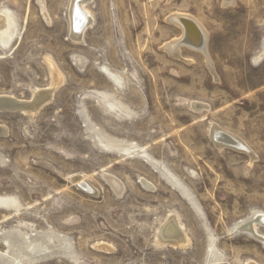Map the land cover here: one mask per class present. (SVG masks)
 Listing matches in <instances>:
<instances>
[{"label": "rangeland", "instance_id": "374dc122", "mask_svg": "<svg viewBox=\"0 0 264 264\" xmlns=\"http://www.w3.org/2000/svg\"><path fill=\"white\" fill-rule=\"evenodd\" d=\"M222 1L91 0L76 41L71 0H0L18 25L0 95L59 81L37 113L0 111V264H264V0ZM176 13L206 28L215 73L163 48L183 35ZM171 217L187 244L162 241Z\"/></svg>", "mask_w": 264, "mask_h": 264}, {"label": "bare ground", "instance_id": "6f19581e", "mask_svg": "<svg viewBox=\"0 0 264 264\" xmlns=\"http://www.w3.org/2000/svg\"><path fill=\"white\" fill-rule=\"evenodd\" d=\"M90 1L91 0H71L70 2V7H69L70 8V11H69L70 25H71V30H70L71 35L70 36H72V38L76 41L83 40V36L85 34L86 29L93 23L92 22L93 15L89 11V9L86 7V4ZM223 1L222 2L225 6L233 5L236 3V0H223ZM42 10H43V13H45L44 15H46L45 17L49 19L44 2H42ZM168 19H169V22L171 21L172 23L177 24L183 29V35L179 38H175L171 40L163 48L173 56H180L182 47L184 46L191 47L194 50L201 52L206 57L210 69L212 70L213 73H215L214 72L215 70L213 68V63H212L213 61L211 60L212 58H210L209 51H208V39H209L208 32L206 28L201 24V22L198 21L192 15L183 14V13H176V14L170 15ZM17 28H18V25H17L15 16L9 10H2L0 12V45L8 46L10 41L15 37L17 33ZM248 44L249 43H247V45ZM262 58H264V46H263V50L256 57V60H260ZM80 60H82V58ZM52 69H53L52 72H54L55 75H57V71L55 70L54 65H52ZM110 76L116 79V77L112 76V74H110ZM58 79H59V76H58ZM58 82H59L58 80H55L54 84L52 85L50 89H42L38 91L35 98L30 102H23L13 96L0 95V109H1L0 111L2 110L18 111L17 109L19 110L21 109L27 112L29 111L32 113H37L40 110V108L43 107L44 104L49 101V99L51 98L52 92L56 88ZM193 106L197 109H201L203 105L201 106L200 104L194 102ZM5 131L6 130L4 127H0V132H5ZM211 135H212V138L217 142V144L220 147L228 145L229 147H233L238 150L248 151L251 154V156H253L254 154V152H252V150L249 148V146L246 144L244 140H242L240 137L236 136L235 134H232L228 131L223 130L219 126H216V125L214 126V128L212 129ZM73 181L74 182L76 181L79 185H81L82 187H84L85 189H87L88 191L92 193L96 192L95 188L92 185H90L86 181V179H84L83 176H80V175L75 176L73 178ZM257 218L261 220V222L264 223L263 213L261 214L258 213ZM242 227L245 228L246 230H249L253 234L256 233L255 232L256 225L252 221L244 224V226ZM161 231H162L161 237H162L163 242H168L173 245L182 246L184 244H187L189 241L188 236L184 232L182 225L179 224L176 217H171L169 221L162 227ZM262 237H263L262 239L264 240L263 235Z\"/></svg>", "mask_w": 264, "mask_h": 264}, {"label": "water", "instance_id": "95a60500", "mask_svg": "<svg viewBox=\"0 0 264 264\" xmlns=\"http://www.w3.org/2000/svg\"><path fill=\"white\" fill-rule=\"evenodd\" d=\"M1 110V109H0ZM17 110H19V109H17ZM21 110V109H20Z\"/></svg>", "mask_w": 264, "mask_h": 264}]
</instances>
